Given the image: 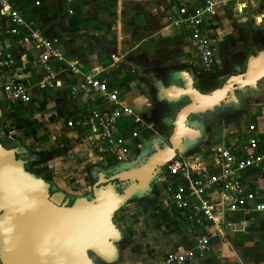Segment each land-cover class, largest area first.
I'll return each mask as SVG.
<instances>
[{
	"label": "crops",
	"instance_id": "crops-1",
	"mask_svg": "<svg viewBox=\"0 0 264 264\" xmlns=\"http://www.w3.org/2000/svg\"><path fill=\"white\" fill-rule=\"evenodd\" d=\"M215 1L214 14L205 17V27L213 31L211 45L216 62L204 66L190 38L189 25H172L168 19L177 16L179 5H186L191 12L202 4L200 0H16L15 8L23 20L50 39L64 61H41L40 51L33 45L18 42L27 30L8 33L12 27L9 17L0 13V48L13 59L11 66L0 68V91L2 84L11 80L31 92L28 103L10 101L13 109L9 115L15 117L4 124L3 137L12 143L7 148L16 147L36 169L46 167L43 163L76 161L86 166L87 175H82L94 182L96 172L108 164L123 165L122 169L135 166L145 159V150L152 154L168 146L176 113L190 100L183 96L170 101L178 95L177 88L191 77L202 94H209L222 88L231 76L243 74L249 58L264 51V19L259 21L264 18V0ZM45 66L55 74L56 81L53 86L40 88L38 83L47 74ZM72 67L77 74L70 72ZM83 73L96 74L133 111V115L119 117L115 128V134L129 146L125 162L114 163L95 154L87 129L67 126L68 121L85 117L92 110L108 112L116 107L92 90L71 94ZM13 118L23 120L25 131L38 142L36 152L9 132ZM189 121L194 125L188 128L184 120L180 139L190 140L189 147L179 145L181 153L176 155L196 159L217 171V148L238 147L254 135L264 137V78L247 89L239 90L236 85L227 89L219 106L192 115ZM132 132L137 136L132 137ZM240 178L244 189L253 192L256 199L264 197V163L241 172ZM159 196L168 201L166 195ZM207 197L220 207L216 224H187L181 211L169 203L171 220L167 226L171 229L164 231L167 251L183 252L198 238L208 237L209 250L196 256L194 264H264V214L250 209L230 213L223 209L225 202L218 195Z\"/></svg>",
	"mask_w": 264,
	"mask_h": 264
},
{
	"label": "water",
	"instance_id": "water-1",
	"mask_svg": "<svg viewBox=\"0 0 264 264\" xmlns=\"http://www.w3.org/2000/svg\"><path fill=\"white\" fill-rule=\"evenodd\" d=\"M261 78L264 51L249 58L243 74L231 76L222 88L209 94H202L189 77L170 100L190 97L176 113L169 145L108 179L99 174L91 198L76 197L71 205L62 203V192L50 195L49 183L27 171L15 149L0 143V264H96L94 258L114 263L122 239L114 216L132 198L147 196L163 165L181 153L180 147H189L190 140L180 141L183 121L191 128L194 124L189 118L214 110L227 89L234 85L247 89ZM115 180L125 183L121 192Z\"/></svg>",
	"mask_w": 264,
	"mask_h": 264
},
{
	"label": "built area",
	"instance_id": "built-area-1",
	"mask_svg": "<svg viewBox=\"0 0 264 264\" xmlns=\"http://www.w3.org/2000/svg\"><path fill=\"white\" fill-rule=\"evenodd\" d=\"M16 0H0V13L7 14L11 24L8 30L10 34H18L20 29H26L27 33L19 39L20 45H33L40 51L41 61L49 60L63 62L64 57L56 49L50 39L35 29H31L23 20L15 8ZM200 6L191 12L188 7L181 4L176 9L177 16H169L172 25L186 23L190 27V38L198 54L200 62L204 66H211L216 62L215 50L211 45L213 31L205 27V17L214 14L215 0H200ZM263 17L259 21H263ZM13 64L9 53L0 48V68H6ZM47 74L38 83V87L44 88L55 84V74L48 66H45ZM70 72L77 74L73 67ZM92 90L108 98L116 107L108 112L90 111L85 117L76 121H68V127L86 128L91 136L90 147L95 154L110 158L114 163L125 162L129 154V146L126 140L115 134L116 122L122 115H133L130 107L118 100L116 90H110L108 85L101 81L94 73L81 74L80 82L71 88V94ZM2 92L5 98L11 102L28 103L31 100L30 88L20 82L7 81L2 84ZM135 122H140L134 118ZM254 130V126H249ZM132 137L137 132H132ZM215 160L219 165L217 171H211L203 162L196 159H187L175 155L162 167L154 184L160 194L166 195L175 210L181 211V218L187 224L200 225L206 222L216 224V212L220 207L214 203L209 194H216L225 202L223 209L233 213L245 210H253L264 214V197L256 199L251 191H246L240 178L241 172L258 168L264 163V137L257 135L249 137L246 142L238 147H219L215 151ZM218 228V226H217ZM221 235L220 228L217 229ZM209 250V238L200 237L195 245L183 252H167L157 264H194L196 256H203Z\"/></svg>",
	"mask_w": 264,
	"mask_h": 264
},
{
	"label": "rangeland",
	"instance_id": "rangeland-1",
	"mask_svg": "<svg viewBox=\"0 0 264 264\" xmlns=\"http://www.w3.org/2000/svg\"><path fill=\"white\" fill-rule=\"evenodd\" d=\"M18 113L22 114L19 109ZM13 122L14 124L9 125V132L13 133L24 146L32 149V152H36L38 142L25 131L23 120L13 118ZM3 145L12 146V143L5 140ZM75 162L64 161L43 165L46 166L47 174L52 177L51 182L55 191L76 198L88 194L94 182L85 176L86 166L77 165ZM156 192L155 184L152 182L149 196L132 198L115 214L113 222L124 234V238L118 247V258L112 264H157V259L168 252V244L165 241L167 234L164 231L167 230L168 233L171 229L167 226L171 220L170 202Z\"/></svg>",
	"mask_w": 264,
	"mask_h": 264
},
{
	"label": "flooded vegetation",
	"instance_id": "flooded-vegetation-1",
	"mask_svg": "<svg viewBox=\"0 0 264 264\" xmlns=\"http://www.w3.org/2000/svg\"><path fill=\"white\" fill-rule=\"evenodd\" d=\"M2 90V89H1ZM12 107V104H11V102L10 101H8L6 98H5V96H4V94H2V91H0V110H1V114H0V143L3 145L4 144V141H5V138L3 137V128H4V124H5V122H7L8 120H10V118L13 116V114H10L9 115V113H10V111H11V109H13V108H11ZM173 106L172 105H169V108L171 109ZM171 111V110H170ZM9 115V118L7 119L6 117ZM13 117H15V116H13ZM11 123H13L14 124V122H11ZM4 146V145H3ZM13 149H15L16 150V157L17 158H20L23 162H24V168L27 170V171H29V172H33L36 168H34V167H32L31 165H29L28 164V162L26 161V160H24L22 157H21V155L18 153V150L16 149V147H14ZM149 150H145L144 152H143V157H145V159L143 160H141L140 162H137L136 164L138 165V164H140L141 162H143V161H145L146 160V158L149 156V155H151L149 152H148ZM155 150H153V152H154ZM152 152V153H153ZM114 164H108V167H105V168H103V169H100V172H96V174H97V176H96V180H94V183H93V185L99 180V174H103L104 175V177L106 178V179H108V178H110V177H112V176H114L115 174H117V173H119L121 170H123L122 169V167H123V165H119V166H113ZM111 166H112V168H111ZM136 166V165H135ZM132 167V166H131ZM156 180V179H155ZM155 180L153 181V182H155ZM114 183H116V185H117V190L119 191V192H121V189L124 187V185H125V183H122V182H118V181H113ZM49 183V188H48V191H49V194L51 195L53 192H58V191H55V189H54V187H53V184H52V182L50 183V182H48ZM92 185V186H93ZM91 186V187H92ZM59 192H61V191H59ZM63 194H64V197H63V199H62V203L63 202H66V205H71L72 204V202H73V200L75 199V197H72V196H69L68 194H66V193H64V192H62ZM91 188H90V191H89V193L88 194H86L85 195V197H87L88 199L89 198H91ZM118 213V212H117ZM122 233V232H121ZM123 238H124V234L122 233V239L120 240V242L118 243V245H117V247H119L120 246V244H122V242H123ZM95 262H96V264H100V262H102V261H100V259H98V258H95ZM103 263V262H102Z\"/></svg>",
	"mask_w": 264,
	"mask_h": 264
},
{
	"label": "trees",
	"instance_id": "trees-1",
	"mask_svg": "<svg viewBox=\"0 0 264 264\" xmlns=\"http://www.w3.org/2000/svg\"><path fill=\"white\" fill-rule=\"evenodd\" d=\"M7 133V130H4V134ZM7 148V147H6ZM47 169L45 167H42V168H39V169H35L33 173L35 176H39V177H42L45 181L47 182H50L51 183V180H52V177L50 175L47 174Z\"/></svg>",
	"mask_w": 264,
	"mask_h": 264
}]
</instances>
